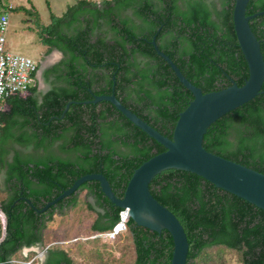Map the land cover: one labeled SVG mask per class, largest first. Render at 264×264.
Listing matches in <instances>:
<instances>
[{
  "label": "trees",
  "instance_id": "obj_1",
  "mask_svg": "<svg viewBox=\"0 0 264 264\" xmlns=\"http://www.w3.org/2000/svg\"><path fill=\"white\" fill-rule=\"evenodd\" d=\"M235 3L77 0L62 16L53 14L49 25H37L40 38L63 51L65 58L49 71L65 85L55 86L42 102L34 94L11 96L6 99L10 109L0 110V211L6 218L4 223L0 216V264H19L24 247L44 243L53 216L80 203L95 213L93 237L49 246L43 264H171L170 231L152 230L132 218L111 248L119 247L118 239L126 236L133 253L125 247L126 253L122 250L117 258L100 249L101 234L114 228L122 208L111 202L98 180L84 182L44 212L38 209L88 173H103L123 198L134 171L166 150L112 102L91 101L115 93L172 138L180 113L194 95L158 54L155 37L159 48L204 93L245 83L249 66L235 31ZM17 8L36 13L32 5ZM263 10L264 0H250L247 14ZM250 25L264 55V14L252 18ZM69 101L76 102L62 116ZM204 147L264 173V84L254 99L211 124ZM150 190L184 226L189 241L186 264L215 262L222 249L239 252L243 264H264V209L183 169L157 174Z\"/></svg>",
  "mask_w": 264,
  "mask_h": 264
},
{
  "label": "water",
  "instance_id": "obj_2",
  "mask_svg": "<svg viewBox=\"0 0 264 264\" xmlns=\"http://www.w3.org/2000/svg\"><path fill=\"white\" fill-rule=\"evenodd\" d=\"M249 2L250 0H236L234 8L235 31L249 66V77L245 83L241 86L233 83L227 88L204 93L183 74L172 58L159 48L155 37L152 42L158 54L170 64L180 81L194 95L188 107L180 113L173 137L165 136L148 124L126 107L115 93L96 95L91 101L112 102L132 122L164 145L166 150L144 161L134 171L123 198L115 194L103 173H88L77 179L70 188L49 201L42 209H38L39 212L46 211L60 200L72 195L84 182L98 180L102 191L111 202L122 209L128 207L130 218L137 224L158 232L163 229L169 230L174 240L171 264H186L189 241L184 226L168 207L153 196L150 190V183L157 174L171 168L191 171L264 209V173L212 153L204 147V136L211 124L226 113L254 99L260 94L264 84V55L261 43L250 25V20L264 14V10L247 14ZM74 102L76 101L67 103L62 116ZM45 257L46 251L41 253L40 260H44Z\"/></svg>",
  "mask_w": 264,
  "mask_h": 264
},
{
  "label": "rangeland",
  "instance_id": "obj_3",
  "mask_svg": "<svg viewBox=\"0 0 264 264\" xmlns=\"http://www.w3.org/2000/svg\"><path fill=\"white\" fill-rule=\"evenodd\" d=\"M76 1L77 0H31L32 4L35 6L37 16H32L28 12L24 11V9L20 8V9L15 10L14 13L11 14L12 15L11 19H12V22H16V21L21 22L20 20L22 18V21L25 22L27 25L31 26V28L36 32L34 26L38 25L41 22L48 23V20L51 21L52 12H54L55 15L61 16L65 13L66 9L70 5H73ZM27 2L28 0H25L26 5H28ZM49 5H51V7H49ZM35 34L37 37L39 36L37 35L38 34L37 32ZM39 40L38 39L36 40L37 43H39ZM34 51H37V50H34ZM31 57L34 60H36L37 59L36 57H38V54H33V56ZM78 213H79L78 208L76 209L70 208L66 211L65 214L54 215L52 220L49 221L47 224L48 227L45 232L44 243L33 246L32 247L33 249L27 255H23L21 251L17 257L19 261L18 263L19 264H43L44 260H40V255H41L40 252H44V251L47 252V248L49 246L56 244V243H61L62 241H67L68 239H73L70 241H74L75 239H78L79 237L88 238L91 234V231H90L91 221H87V219H84L82 222H79L80 218H79ZM90 237H93V236H90ZM126 238H127L126 236H123L118 239L119 247L114 248V249H118L117 251L114 250L115 256H122V253L125 252V247L127 248V253L129 252L133 253V247L131 245L132 243L130 242V240H128L129 238L128 239ZM103 242L111 244V246H112V243L115 244L114 239L111 241L104 239ZM127 245H131V246H127ZM222 250L223 251L220 253L221 256L218 257V259L215 262H211L208 264H217V262L219 264H243L241 254L239 252L235 250H229V249L228 250L222 249ZM215 255L217 254H214V256Z\"/></svg>",
  "mask_w": 264,
  "mask_h": 264
},
{
  "label": "crops",
  "instance_id": "obj_4",
  "mask_svg": "<svg viewBox=\"0 0 264 264\" xmlns=\"http://www.w3.org/2000/svg\"><path fill=\"white\" fill-rule=\"evenodd\" d=\"M93 1L100 2L102 0H93ZM20 4L26 5L25 0H23V1L16 0V7L12 11L11 14H13L14 11L18 9L17 5H20ZM31 5H32V7L35 8V6L32 4V2H29L28 5H26V6L31 7ZM49 7H51V5H49ZM53 14H54V12H52V15ZM52 15H51V21L48 20V23H42L41 22V24L43 26H46V25H49L50 23H52ZM32 16H37V13L32 14ZM20 21L21 22H17V21L12 22V19H10V27H9V31L7 33L6 47L9 51H11L13 53L24 54V55H27L30 57L33 56V54H38V57H36L37 58L36 60L38 62V70L35 74V85L33 86L36 88V91L34 93L30 92L29 95L34 94L36 96V98L39 100V102H42L46 93H48L55 86L65 85L64 80L62 78L59 79L57 74L50 73V71H49L52 67L59 64L65 57H64L62 50H60L58 48H52L51 44H49V42L45 43L42 40V38H40V36H38V37L36 36V34H35L36 32L38 33L37 35H39L37 25L34 26L35 30H36V32H35L31 28V26L27 25L25 22L22 21V18ZM11 25H12V27H11ZM37 39L38 40L40 39L39 43H37V41H36ZM34 50H37V51H34ZM8 108L10 109V106L6 102L5 110H8ZM85 197H87V199L90 201L92 199H94L90 195H87ZM76 208H78V212H79L78 213L79 218H80L79 222H82L84 219H87V221H91V225H90V231H91V227H92V225L94 223V219H95V213H93L89 209H87L83 203H80ZM76 208H74V209H76ZM108 232H110V231H108ZM102 237H103L102 238L103 240L104 239L110 240V241L113 240V239H110V238H107L104 236H102ZM68 240L70 241L73 239H68ZM103 240H102V246H100V249L112 252L113 255H115V251H117L118 249H112L111 244L103 242ZM112 246H114L113 243H112ZM32 249H33L32 247H24L21 250L22 252L21 251L20 252L23 255H27ZM43 251H44V249H43ZM40 253H42V252H40ZM116 257L121 258V256H116ZM14 261H17V260L15 259ZM100 264H104V263L101 262Z\"/></svg>",
  "mask_w": 264,
  "mask_h": 264
},
{
  "label": "built area",
  "instance_id": "obj_5",
  "mask_svg": "<svg viewBox=\"0 0 264 264\" xmlns=\"http://www.w3.org/2000/svg\"><path fill=\"white\" fill-rule=\"evenodd\" d=\"M15 7V0H0V110L6 108V99L9 97L15 95L26 97L30 94L38 70V62L32 57L13 53L6 47L11 13ZM0 216L5 223L6 218L1 211ZM129 219L130 211L126 207L121 210L120 219L113 230L101 235L115 239L117 235L127 230Z\"/></svg>",
  "mask_w": 264,
  "mask_h": 264
}]
</instances>
